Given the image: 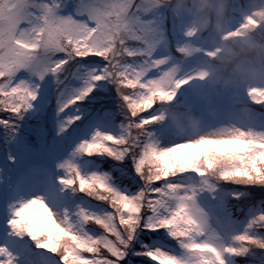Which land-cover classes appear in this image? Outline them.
Masks as SVG:
<instances>
[{"label":"snow or ice","instance_id":"snow-or-ice-1","mask_svg":"<svg viewBox=\"0 0 264 264\" xmlns=\"http://www.w3.org/2000/svg\"><path fill=\"white\" fill-rule=\"evenodd\" d=\"M238 29H259L264 10L252 0H233ZM192 32L178 27L159 0H0V129L14 136L18 122L33 107L38 83L47 75L63 83L79 61L96 62L83 74L81 87L59 102L58 113L88 97L100 82L114 86L124 117L120 135L95 131L80 142L75 154L106 156L114 161L131 157L143 188L135 195L117 191L105 177L82 176L70 161L58 165L62 189H71L102 201L112 209L97 216L78 210L81 226L92 225L93 237L77 227L68 213L55 214L42 198L20 202L8 221L10 235L27 237L37 250L58 258L57 264H121L138 230H164L177 242L180 255L161 249L136 253L153 264H228L226 258H244L264 252V214L249 220L244 232L225 244L196 203L198 192H213L210 182L199 188L177 182L178 177L209 176L221 182L264 187V133L239 128L210 135H187L182 142L159 148L150 127L162 125L164 105H173L177 92L206 73L189 61L204 50ZM213 57V52L206 53ZM253 105L264 106V86L245 90ZM79 119L69 117L58 133ZM9 163L15 159L9 157ZM6 246H0V264H17Z\"/></svg>","mask_w":264,"mask_h":264},{"label":"rangeland","instance_id":"rangeland-1","mask_svg":"<svg viewBox=\"0 0 264 264\" xmlns=\"http://www.w3.org/2000/svg\"><path fill=\"white\" fill-rule=\"evenodd\" d=\"M159 3L164 5V10L179 28L194 34V43L204 50L201 56L188 63L194 71L206 73V79L184 86L177 92L175 104L163 106L161 115L165 123L163 126L168 128L166 134H160L162 125H153L155 129L153 126L149 129L157 146L170 147L188 138L187 135H210L214 128L225 123L233 128L237 118L251 124V127L264 125V106L251 104L244 91L233 92L229 98L215 95L214 89L224 76L214 65L205 63L222 56L229 61V67H236L245 78L251 76L258 82L264 80V61L250 57L246 52L255 44H264V23H261L259 29H239L238 36L225 39L226 33L238 29L239 17L234 18L231 10L233 0H159ZM252 3L264 10V0H252ZM201 24H204L203 28L199 27ZM209 51L214 53L213 57L207 56ZM79 65V68L70 70L67 79L60 77L63 83L58 84L52 75L37 82V99L32 109L18 122L14 136L0 129V246H6L18 257L17 264H57L58 261L57 257L37 250L27 237L18 239L10 235L7 224L11 212L20 202L42 198L55 214L63 215L66 211L74 225L82 227L83 231L93 237L100 236V230L92 225L81 226L74 214L81 209L97 216L112 212L102 201L71 189H62L57 179L65 173L58 165L70 161L82 176L101 175L111 187L127 195H135L143 188L128 157H125L126 162H129L127 164L124 159L122 163L106 156L75 154L77 145L88 140L95 131L120 135L124 122L115 88L106 82H100L83 101L58 113L59 102L66 100L74 90L81 87L83 74L98 67L96 62L89 60H81ZM209 67L212 68L211 72L207 71ZM256 86L264 84H250L247 88ZM208 112H215V119H209ZM72 116H78L79 119L64 133H58L59 128ZM242 129L264 133L261 129L251 130L244 126ZM173 131L182 140H168ZM9 157L14 158L15 163H9ZM98 161L116 165V181L109 179L108 174L95 166L100 165ZM176 179L187 187L199 188L202 183H211L214 191L198 192L196 203L207 212L212 229L225 244L230 242L231 236L244 232L249 220L264 214V187L221 182L211 176L198 178L188 175ZM130 185L133 187L130 188ZM149 233L153 237L148 236ZM146 234L151 240L144 245L143 252L158 248L181 254L177 242L166 231H146ZM255 235L264 238V231ZM133 247L132 242L121 264L125 260L127 264L132 263L127 259L137 253ZM138 256L144 262L135 264H153L146 256ZM226 259L228 264H239L238 259L244 260L242 264H264V252L253 250L244 258Z\"/></svg>","mask_w":264,"mask_h":264},{"label":"clouds","instance_id":"clouds-1","mask_svg":"<svg viewBox=\"0 0 264 264\" xmlns=\"http://www.w3.org/2000/svg\"><path fill=\"white\" fill-rule=\"evenodd\" d=\"M204 2V0H201ZM200 28L204 27V24L199 25ZM235 43V42H233ZM247 55L253 58L258 57L261 61H264V44H255L249 47L247 50ZM205 63L209 65H214L217 71H220L224 76L221 83L215 87V95L219 98H229L232 93H239L246 90L247 86L250 84H264V80L256 81L254 77L245 78L242 73L236 67H229V61L224 59L222 56L217 57L214 61H206ZM208 72L212 71V68L207 69ZM207 116L209 119H215V112H208Z\"/></svg>","mask_w":264,"mask_h":264},{"label":"trees","instance_id":"trees-1","mask_svg":"<svg viewBox=\"0 0 264 264\" xmlns=\"http://www.w3.org/2000/svg\"><path fill=\"white\" fill-rule=\"evenodd\" d=\"M246 43H248V42H246ZM250 43V42H249ZM252 44H253V42H251ZM155 129V127L153 126V130ZM129 158V162L133 165V161H132V158L129 156L128 157ZM124 161L126 162V158H124ZM98 162H100V165L98 166V164L97 165H95V166H97L100 170H102L103 172H105L106 174H108V177H109V179H111V180H117L116 178H115V176H116V170H115V164H113V163H111V164H109V163H103V161H98ZM129 162H126L127 164L129 163ZM122 163H123V161H122ZM132 169L134 170V168L132 167ZM135 172V171H134ZM117 182H119V181H117ZM143 183L141 182V184L140 185H142ZM133 186L132 185H130V188H132ZM77 200H80V199H78V198H76ZM105 208H106V205L104 206ZM103 208V206H101V209ZM109 208V207H108ZM109 211H112V209H108ZM106 211V210H105ZM148 236H151V237H153V235H152V233H149L148 234ZM147 236V234H146V231L143 229V228H141L140 230H139V232L137 233V235H136V238H135V240L133 241V249H134V251H137V253H140V252H143L144 251V245L145 244H148V242H150V240H151V238L150 237H148ZM143 250V251H142ZM138 255H136V254H134V255H132L131 256V258H128L127 260H129L130 262H132L131 264H135V263H137V262H139V263H142V262H144L143 260H140V259H138ZM244 262V260L243 259H238V263L239 264H242ZM123 264H127V261L125 260L124 262H123Z\"/></svg>","mask_w":264,"mask_h":264},{"label":"bare ground","instance_id":"bare-ground-1","mask_svg":"<svg viewBox=\"0 0 264 264\" xmlns=\"http://www.w3.org/2000/svg\"><path fill=\"white\" fill-rule=\"evenodd\" d=\"M235 127H233V128H239L240 130H243L242 129V126H244V127H247V128H249V129H251V130H255V129H261V130H263L264 131V125H262V126H259V127H251V124L249 125V123H247V122H245V121H243V120H240V119H238L237 118V120H236V123H235ZM232 127H229L226 123L225 124H221V125H219L218 127H216V128H214V130L211 132V134H214V133H217L218 131H220V130H231V129H233ZM244 131V130H243ZM169 136H171L170 138H167L168 140H170V139H172V138H174V139H176L177 138V140H182V138L180 137V136H175L174 135V131H173V134H170ZM161 141H164V139H162ZM182 142V141H181Z\"/></svg>","mask_w":264,"mask_h":264}]
</instances>
